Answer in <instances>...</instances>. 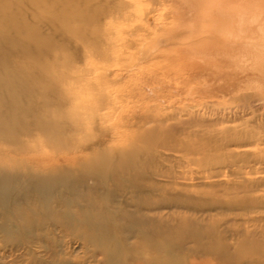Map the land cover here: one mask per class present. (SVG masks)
Returning <instances> with one entry per match:
<instances>
[{
	"label": "bare ground",
	"instance_id": "6f19581e",
	"mask_svg": "<svg viewBox=\"0 0 264 264\" xmlns=\"http://www.w3.org/2000/svg\"><path fill=\"white\" fill-rule=\"evenodd\" d=\"M123 6L0 0V248L22 264H264V155L234 150L258 148L252 131L192 113L119 133L44 85L68 79L81 26Z\"/></svg>",
	"mask_w": 264,
	"mask_h": 264
},
{
	"label": "rangeland",
	"instance_id": "374dc122",
	"mask_svg": "<svg viewBox=\"0 0 264 264\" xmlns=\"http://www.w3.org/2000/svg\"><path fill=\"white\" fill-rule=\"evenodd\" d=\"M118 1L81 26L89 37L71 39L81 53L66 82L44 85L76 95L80 111L99 107L111 116L101 125L119 133L157 119L179 126L194 113L235 136L252 131L257 149H232L264 155V0ZM255 165L263 170L264 157ZM22 253L0 248V264H22Z\"/></svg>",
	"mask_w": 264,
	"mask_h": 264
}]
</instances>
